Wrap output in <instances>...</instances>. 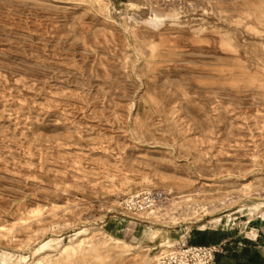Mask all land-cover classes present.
Masks as SVG:
<instances>
[{
  "label": "rangeland",
  "instance_id": "1",
  "mask_svg": "<svg viewBox=\"0 0 264 264\" xmlns=\"http://www.w3.org/2000/svg\"><path fill=\"white\" fill-rule=\"evenodd\" d=\"M140 190L166 201L124 213ZM181 238L264 264V0H0V264H154Z\"/></svg>",
  "mask_w": 264,
  "mask_h": 264
},
{
  "label": "built area",
  "instance_id": "2",
  "mask_svg": "<svg viewBox=\"0 0 264 264\" xmlns=\"http://www.w3.org/2000/svg\"><path fill=\"white\" fill-rule=\"evenodd\" d=\"M109 3L133 5L143 0H107ZM166 195L161 190H140L124 196L120 202V209L126 214H142L164 204ZM158 254L154 264H217L222 254L218 244L191 242L182 239L171 243Z\"/></svg>",
  "mask_w": 264,
  "mask_h": 264
},
{
  "label": "bare ground",
  "instance_id": "3",
  "mask_svg": "<svg viewBox=\"0 0 264 264\" xmlns=\"http://www.w3.org/2000/svg\"><path fill=\"white\" fill-rule=\"evenodd\" d=\"M263 204V202H260V205ZM258 206V205H257ZM159 210V208H154V209H151L150 211L146 212L145 215H150V214H153L155 211ZM209 214V213H208ZM216 214V213H215ZM118 215L116 216H111V217H108L109 220L107 222V225H109L110 222H113L111 221L112 219L114 221H119V222H125V220L123 218H128L126 217L125 215H121L120 217H117ZM123 217V218H122ZM136 221L138 222L136 225L139 227V228H143L142 230V233L140 235V237L145 241V242H153L155 241L157 238H158V235L160 234L159 233V230L160 229H152L151 225H153L154 223H151L149 221L146 220H141L140 218H135ZM216 221L220 222V218L217 217L216 218ZM135 222V221H134ZM188 223V222H187ZM135 226V225H134ZM168 235H175L176 231L175 230H167L166 231ZM171 237V236H170ZM163 238V236L161 237ZM182 239V238H181ZM162 240V239H161ZM159 241V240H158ZM175 241H179V240H174Z\"/></svg>",
  "mask_w": 264,
  "mask_h": 264
},
{
  "label": "crops",
  "instance_id": "4",
  "mask_svg": "<svg viewBox=\"0 0 264 264\" xmlns=\"http://www.w3.org/2000/svg\"><path fill=\"white\" fill-rule=\"evenodd\" d=\"M203 243H206V242H203Z\"/></svg>",
  "mask_w": 264,
  "mask_h": 264
}]
</instances>
